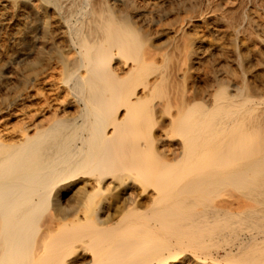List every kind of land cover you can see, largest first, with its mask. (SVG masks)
<instances>
[{
	"label": "bare ground",
	"instance_id": "bare-ground-1",
	"mask_svg": "<svg viewBox=\"0 0 264 264\" xmlns=\"http://www.w3.org/2000/svg\"><path fill=\"white\" fill-rule=\"evenodd\" d=\"M0 264H264V0H0Z\"/></svg>",
	"mask_w": 264,
	"mask_h": 264
},
{
	"label": "rangeland",
	"instance_id": "rangeland-1",
	"mask_svg": "<svg viewBox=\"0 0 264 264\" xmlns=\"http://www.w3.org/2000/svg\"><path fill=\"white\" fill-rule=\"evenodd\" d=\"M157 146V148H159L160 146L159 145H156Z\"/></svg>",
	"mask_w": 264,
	"mask_h": 264
}]
</instances>
